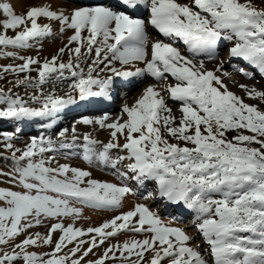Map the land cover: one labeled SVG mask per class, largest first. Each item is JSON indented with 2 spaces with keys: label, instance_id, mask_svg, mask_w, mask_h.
<instances>
[{
  "label": "snow or ice",
  "instance_id": "6c2138e0",
  "mask_svg": "<svg viewBox=\"0 0 264 264\" xmlns=\"http://www.w3.org/2000/svg\"><path fill=\"white\" fill-rule=\"evenodd\" d=\"M61 3L73 6H32L17 15L9 3H0V47L4 49L30 48L33 41L52 36L53 22L61 34L72 33L58 55L42 64L37 58L15 52L0 53L23 61L3 66L0 72L17 77L37 72L35 81L25 75L23 80L17 79V85L72 81L66 96L41 92L32 95L30 102L11 90L0 89V120L48 118L54 122L76 102L73 93L81 101L110 98V90L119 87L117 78L143 76L158 82L173 79L174 83L162 91L179 102L180 118L173 115L162 91L149 85L135 104L123 105L116 120L109 122L105 114L76 121L70 142L69 129L64 128L58 132L59 144L51 137L33 136L20 149L12 142L15 133L0 132L4 149L11 153L10 171L0 170V177H6L9 185L0 187V264H162L165 260L167 264H209L199 245L189 246L194 237L165 224L158 211L146 203H136L86 230L63 222V218L78 219L84 207L118 211L128 196L136 195L133 185L144 187L147 182H154L155 188L143 196L144 200H166L193 213L194 227L208 245L212 264H264V111L228 90L216 74L222 72V64L210 71L203 59L195 62L200 56L216 59L218 42L226 40L234 42L229 49L231 58L242 59L264 77V8L256 7L252 0ZM141 8L149 13L147 21L138 18ZM41 18L49 23L41 25ZM148 25L163 38L181 41L189 55H182L173 43L160 39L150 43ZM9 30L15 35H7ZM65 52L67 62L60 59ZM87 60L91 63L85 71L81 65ZM238 71L251 78L243 68ZM105 72L110 74L100 78ZM240 88L249 99L264 102V91L247 85ZM76 124L109 129L110 139L104 143L91 133L81 139ZM46 126L52 127V123ZM229 133L234 135L229 138ZM58 149L80 150L88 164L115 170L120 183L93 179L89 170L61 164L55 156L45 157ZM113 150L124 154L113 159ZM121 164L125 170L119 169ZM46 221L55 222L45 234L29 233ZM125 231L143 233L145 238L110 245L98 258L86 260L108 238ZM57 232L59 238L53 241ZM25 233L28 235L17 243ZM86 235L90 239H80ZM42 246H51L52 251L28 250ZM146 253L151 257L146 259Z\"/></svg>",
  "mask_w": 264,
  "mask_h": 264
},
{
  "label": "rangeland",
  "instance_id": "374dc122",
  "mask_svg": "<svg viewBox=\"0 0 264 264\" xmlns=\"http://www.w3.org/2000/svg\"><path fill=\"white\" fill-rule=\"evenodd\" d=\"M180 3H191V0H178ZM243 2V0H242ZM1 3H9L10 6L13 8L15 13L17 15H22L27 12V10L32 6H45L48 4H51L53 9H56L58 7H64V8H71L73 5L70 3H61V0H1ZM252 3L258 7V8H264V0H252ZM0 19H3V17H0ZM38 23L41 25L48 24L49 21L46 19L41 18ZM52 30L53 35L47 38H43L39 41H33L32 47L26 48V49H13V48H7L4 49L0 47V53L3 52H15L18 56L23 57H33L37 58L40 63L42 64L46 59L50 60L53 56L58 55V51L60 48L64 47L68 43V38L72 34L71 31H67L63 34L59 32V26L56 23H52ZM54 26V27H53ZM57 27V28H56ZM0 31H3L0 29ZM148 34L151 35V38L153 41H156L160 39L156 34H154V30L147 29ZM7 35L14 36L15 32L9 30L7 32ZM161 40V39H160ZM173 43V41L169 42ZM234 42H229L226 40H221L218 42L217 46V58L213 60H208L205 56H200L196 58V63L198 64L201 59L204 60L205 68L210 71H215L217 67H219L221 64L223 65L222 72H217L216 74L220 76L223 83L227 86L228 90L235 93L237 96L241 97L245 103L250 105H256L260 108V110L264 111V102H261L259 100L249 99L246 95L245 91H243L240 88V85H247L249 89L255 88L260 91H264V77L260 75V73L255 72L254 68H248L247 63L239 58H231L229 56V49L233 46ZM174 45V44H173ZM76 45L73 44L71 47H75ZM180 51L182 55L188 56L189 53L185 50V45L183 46H176ZM185 50V52H184ZM94 55V54H93ZM61 60L64 62H67L68 60V54L65 52V54L60 57ZM84 58L82 57V60ZM59 62V61H58ZM23 61L20 59H13L4 55H0V68L7 65H19L22 64ZM91 63L90 60H87L86 62L82 63V67L85 68V71L87 70V66ZM117 68L120 67V65L117 63L115 65ZM139 67H142L143 65H137ZM32 68L37 67L36 65H32ZM230 68V72H225ZM239 68H243L245 72L251 73V78H246L245 76L241 75L238 71ZM226 73V74H225ZM110 73L105 72L102 73L100 78H104V76L109 75ZM25 75H30L33 80L35 81L38 78V74L35 71H31L30 73H21L19 74V77H17L14 73H3L0 72V89H3L4 91L11 90L13 93L21 96L25 100H29V98L32 95H40L41 92L43 94L47 95L50 92H54L55 95L58 96H66V94L69 91L68 85L72 82L71 78L64 80L62 82H56L53 84V82L50 80L48 83H46L43 86H33V87H25L24 85H17L16 81L17 79L23 80ZM174 81L172 78L168 79V84H173ZM122 88L118 87V89ZM73 95L76 97V102L66 109L73 110V108L69 107H75L82 102L78 95L76 93H73ZM117 96V102L115 106H119L120 108L123 107L125 103H127L129 106H132L133 101L136 98L137 94L128 96V97H119L118 93L115 94ZM139 97V96H138ZM137 97V98H138ZM136 98V99H137ZM169 107L172 108L173 115L176 116L177 120L180 118V104L179 102L171 105L169 103L170 101L166 100ZM30 102V100H29ZM34 107H38L39 105H32ZM62 113V112H61ZM60 113V114H61ZM59 114V115H60ZM105 114L110 117L109 122L112 120H116L119 116H121V111L119 112H109ZM104 114V115H105ZM104 115H93V117L89 119H98ZM63 116V122H65L62 125L61 122L58 123V125H62L59 129L52 132H48L47 134L45 132H42L41 130L37 131L36 125H41L39 127H46L49 129H52L50 127H47L49 123H53L50 120H46L45 118H39L37 120L42 119L43 121L38 123H33L32 120H24V121H12L8 119L0 120V132H13L15 135L13 136V144L16 148L23 149L27 143L30 142V138L35 136L39 138L40 136H44L46 139L48 137H51L56 144H59L60 138L58 137V132L64 128L69 129V135L67 137V140L71 141V128L73 124L80 120L81 118H86L85 116H70L69 114L62 115ZM67 117V118H66ZM56 125V126H58ZM55 126V127H56ZM77 132L81 135V139L83 134L85 133H91L92 137L102 141L104 143H107L110 139V131L109 129H100L98 125H83V124H76ZM19 129L17 132L16 130ZM229 138H231L234 133H229ZM124 142L123 137L120 138V143L122 144ZM77 152V153H76ZM124 154L120 153L118 150H113L111 153V156L113 159L117 157V155ZM49 156H55L56 160L59 161V163L64 164L67 163L71 166L80 167L85 170H89L92 172V178L97 179L100 181H107L111 183H120L119 178L115 175V170L111 169L110 167H104L100 165H90L86 161L82 159V155L80 150L78 149H72V150H57L52 153H46L45 157ZM4 157H8V160H5ZM11 153L9 151H6L3 146V140L0 138V170L4 172L10 171L11 167V161H10ZM120 170H125L124 164H121L118 166ZM0 181H4V183H0V187H8L7 178L6 177H0ZM154 183V182H153ZM151 185V184H150ZM149 184H146L144 187H136L133 185V187L136 189V195H130L126 198L124 201L123 207L118 211H111V210H101V209H93L90 207H84L82 210V215L78 219H72V218H63V222L67 224H74L77 228L82 229H88L89 227H98L102 225L104 222L111 220L114 216L119 215L120 212H126L130 210L132 205L136 203H146L153 211H158L159 215L161 216L163 222L165 224H169L173 227H179L186 231V233L189 236L194 237L197 233L196 228L194 225L189 224L190 217L188 215L182 216L178 215V213L174 212L175 207L173 205L167 206L164 210H162V206L166 205V200H155V199H148L144 200L143 196L146 195L148 192H152L153 189H151ZM155 185V184H154ZM155 188V187H154ZM79 207V205H77ZM174 218L179 219L181 221H176ZM55 221H46L45 225L40 227H34L32 229H29V233H35L40 232L41 234H45L47 232L48 226H50L51 223H54ZM28 235V233H25L24 235H21L17 238L16 242L19 243L21 240L25 238V236ZM60 233H53V241L57 240L59 238ZM200 236V235H199ZM145 236L143 233H135V232H121L120 234L108 238V240L105 242L104 245L97 247L93 250V254H90L89 257L86 258V260H93L101 256L106 248H108L110 245H122L124 242L135 239V240H142ZM194 241L190 242L189 246L196 247L199 245V251L203 256H205L206 259L209 260V264H212V260L210 255L208 254V245L203 246L202 237H194ZM80 239L88 240L90 239L89 235H86L84 237H81ZM88 245H84L86 248ZM69 248L72 247V245L68 246ZM29 251H35L37 253H50L52 251L51 246H42L39 248L32 247L28 249ZM68 249H64L65 252H67ZM151 257V253H146V259ZM15 264H22V261H17ZM106 264H119L118 261H107ZM162 264H167V260L163 261Z\"/></svg>",
  "mask_w": 264,
  "mask_h": 264
},
{
  "label": "bare ground",
  "instance_id": "6f19581e",
  "mask_svg": "<svg viewBox=\"0 0 264 264\" xmlns=\"http://www.w3.org/2000/svg\"><path fill=\"white\" fill-rule=\"evenodd\" d=\"M83 2H81V1H77L79 4H88V3H90V2H96V0H82ZM179 3H180V1H178ZM0 3H1V0H0ZM138 18H142V16L141 15H138ZM54 27V26H53ZM57 28V27H56ZM53 29V28H52ZM152 30H154V34H156L161 40H163L164 42H166V43H169V42H171L172 40H169V39H166V38H163L155 29H152ZM149 35V34H148ZM149 42L151 43V42H154L153 40H152V38H151V35H149ZM173 46L174 47H176V46H183L184 44L181 42V41H175V42H173ZM185 50L187 51V48H186V46H185ZM185 50H184V52H185ZM143 67V66H142ZM230 70V68H228L227 70H225V72H230L229 71ZM168 79H170V77L168 78ZM168 79L166 80V81H160V82H158V81H155L153 78H151V77H149V76H143V77H130V78H127V79H122V78H117V83L119 84V87H121L122 86V88L124 87V85H130V87L131 88H129V91H128V93H127V95L125 96V97H128V96H131V95H134V94H137L136 95V98H135V100L133 101V103H132V105L133 104H135V102L141 97V95H142V93H143V91H144V89L147 87V86H149V85H154V86H156V88H157V90L158 91H162V89L168 84ZM125 83H127V84H125ZM122 88H120V89H122ZM111 90H113V92L115 91V89H111ZM122 95V94H121ZM162 95H164V98H165V100H168V101H170L169 103H171V105H173V104H175V103H177V102H175V101H172L169 97H168V95L167 94H165V93H163V91H162ZM114 99L113 100H116L115 102H117V98L115 99V96L113 97ZM107 98H103V97H90V98H88V99H85V100H83L82 102H80V104L79 105H77V106H75V107H69V108H73V110H70V109H65L61 114H63V115H70V116H82V114L83 113H85V112H88V111H90V112H93V111H95L96 110V112L98 111V112H100V114H105V113H109V112H119V111H121V109L122 108H120L119 106L117 107V106H115V105H117L116 103H113V105L111 104H109V101L108 102H106L105 100H106ZM112 100V101H113ZM68 108V107H67ZM92 114V113H91ZM96 114V113H95ZM108 115H110V114H108ZM87 117H91V115H86V118ZM67 118V117H66ZM37 119H39V118H37ZM46 119V118H45ZM46 120H49L48 118L46 119ZM59 123V122H58ZM65 122H62V125L64 124ZM58 125V124H57ZM62 125H60V127L62 126ZM38 126H41V125H37V127ZM59 126V125H58ZM58 126H56V127H54V128H52V129H49V128H46V127H39L38 129L39 130H41L42 132H45L46 134L48 133V132H50V131H54V129L55 128H58ZM57 129H55V131H56ZM77 153V152H76ZM146 184H149L150 185V182H147ZM158 199V198H157ZM167 204L166 205H163L162 206V210H164L167 206H169L170 204H168V202L167 201H165ZM171 206V205H170ZM174 207H175V209H174V212L175 213H178V214H181L178 210H176V209H180L182 206L181 205H173ZM183 208V207H182ZM193 222H194V220H193ZM194 237H200L201 238V236H199V233L197 232L196 234H195V236ZM202 245L203 246H206L207 244L203 241L202 242Z\"/></svg>",
  "mask_w": 264,
  "mask_h": 264
}]
</instances>
